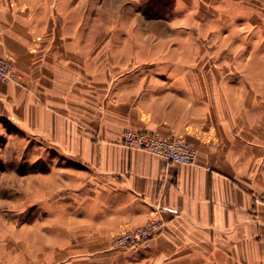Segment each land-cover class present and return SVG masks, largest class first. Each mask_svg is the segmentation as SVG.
<instances>
[{"label": "crops", "instance_id": "0c3cea01", "mask_svg": "<svg viewBox=\"0 0 264 264\" xmlns=\"http://www.w3.org/2000/svg\"><path fill=\"white\" fill-rule=\"evenodd\" d=\"M158 1L0 0L20 77L0 82V131L70 163L46 181L70 193L55 264H264V0ZM126 129L187 138L195 164L121 146ZM157 218L145 247L111 248Z\"/></svg>", "mask_w": 264, "mask_h": 264}, {"label": "rangeland", "instance_id": "374dc122", "mask_svg": "<svg viewBox=\"0 0 264 264\" xmlns=\"http://www.w3.org/2000/svg\"><path fill=\"white\" fill-rule=\"evenodd\" d=\"M158 2L154 14L163 16L169 13V1ZM141 3L142 10L147 11L150 6L154 9L153 5ZM55 154L53 150L26 139L18 130L6 127L0 131V264H55L51 257L53 213L57 204L61 202L59 205L62 206L68 203L70 197L67 188L54 192L51 181L46 182L48 178L52 180L54 167L62 168V180L68 175L70 163L65 160L54 162ZM37 180L41 182V193L38 192L39 185L35 183ZM135 228H124L114 236L111 248L132 251L116 247L114 240L121 233Z\"/></svg>", "mask_w": 264, "mask_h": 264}, {"label": "built area", "instance_id": "2783aa9c", "mask_svg": "<svg viewBox=\"0 0 264 264\" xmlns=\"http://www.w3.org/2000/svg\"><path fill=\"white\" fill-rule=\"evenodd\" d=\"M20 77L13 63L0 56V82L19 83ZM120 145L131 150L143 151L157 156L168 163L194 165L196 149L184 138H161L148 132L124 130ZM257 203L264 204V195L256 198ZM164 227L162 220L153 219L131 231L117 236L114 245L121 249L136 251L145 247Z\"/></svg>", "mask_w": 264, "mask_h": 264}]
</instances>
